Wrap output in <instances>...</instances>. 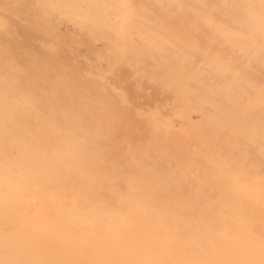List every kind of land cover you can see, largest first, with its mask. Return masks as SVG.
Segmentation results:
<instances>
[{
    "label": "bare ground",
    "instance_id": "1",
    "mask_svg": "<svg viewBox=\"0 0 264 264\" xmlns=\"http://www.w3.org/2000/svg\"><path fill=\"white\" fill-rule=\"evenodd\" d=\"M0 264H264V0H0Z\"/></svg>",
    "mask_w": 264,
    "mask_h": 264
}]
</instances>
